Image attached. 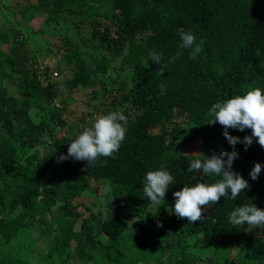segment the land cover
Wrapping results in <instances>:
<instances>
[{
  "label": "trees",
  "instance_id": "trees-1",
  "mask_svg": "<svg viewBox=\"0 0 264 264\" xmlns=\"http://www.w3.org/2000/svg\"><path fill=\"white\" fill-rule=\"evenodd\" d=\"M5 8L12 19L0 8V264L45 258L47 264H217L188 252L192 244L181 245L184 240L236 248L243 261L264 264V229L229 222L241 204L264 210V148L255 138L247 150L243 143L235 146L232 170L249 183L235 201L221 197L193 224L173 213V192L218 179L188 172L190 161L198 153L233 151L223 127L207 124L211 105L253 87L264 90V0H19ZM26 28L61 43L62 50L49 55L57 75L46 64L44 83ZM180 30H191L203 51L192 60L185 49L169 63ZM152 50L163 53V76L159 65L146 63ZM120 74L129 75L128 88ZM8 83L17 96L8 93ZM89 89L83 102L89 116L68 121L73 92ZM96 99L100 105L92 103ZM115 110L127 117L128 130L114 158L101 157L91 167L72 158L58 162L97 114ZM228 132L241 140L251 135L250 129ZM45 134L50 144L42 140ZM193 140H200L197 154L182 149ZM255 163L262 170L253 181ZM161 166L175 183L154 206L143 192L144 177ZM94 181L107 185L99 204L78 201L85 191L99 194ZM31 229L40 245L48 242L35 260L3 250Z\"/></svg>",
  "mask_w": 264,
  "mask_h": 264
},
{
  "label": "clouds",
  "instance_id": "clouds-1",
  "mask_svg": "<svg viewBox=\"0 0 264 264\" xmlns=\"http://www.w3.org/2000/svg\"><path fill=\"white\" fill-rule=\"evenodd\" d=\"M181 43L175 56L169 59V63L182 56L183 50L190 49L189 58L195 60L203 51L202 41L197 43L196 37L191 30L179 32ZM159 65L157 75L163 76L161 62L163 53L155 50L149 52L148 61ZM160 94L166 92L165 85H159ZM210 117L207 124L219 123L224 131L223 136L232 146L233 151L221 150L219 155L213 153L210 157H205L202 153L190 161L187 171H198L203 176H215L212 183H207L203 179L193 185H184L180 190L173 192L174 204L173 213L178 218H186L188 224L200 221L204 217V211L211 204H216L221 197L229 198L233 201L249 188V183L239 173L232 170L233 161L238 158L235 151L237 143H243L245 150L253 142V138L264 148V90L260 87H253L243 94H236L231 98L217 101L211 105L207 112ZM127 117L121 110L111 111L107 114L99 115L90 127H85L77 137L69 143L67 156H60L59 161L72 158L78 161H86L87 167L95 165L101 157L114 158L115 153L120 149L127 133ZM236 129L243 132L245 129L251 130V135L244 136L243 140L229 134L228 129ZM42 140L49 141L47 135L42 136ZM39 147V146H38ZM226 157V159H225ZM103 163L104 161H100ZM262 165L255 163L249 175L255 181L261 173ZM143 192L148 200L159 205L164 201L165 194L170 185L175 183L173 175L163 166L156 170L147 171L144 177ZM230 194V195H229ZM229 222L234 225L248 226V231L252 229H264V210L254 204H241L236 206L229 215Z\"/></svg>",
  "mask_w": 264,
  "mask_h": 264
},
{
  "label": "rangeland",
  "instance_id": "rangeland-1",
  "mask_svg": "<svg viewBox=\"0 0 264 264\" xmlns=\"http://www.w3.org/2000/svg\"><path fill=\"white\" fill-rule=\"evenodd\" d=\"M4 1L5 0H0V5L2 4L11 5L12 4L11 0H6V3H4ZM5 12L8 13L10 18L12 19V16L10 14L11 12L9 13V11H7L6 8H5ZM37 21L34 22L33 24L34 26H32L33 29L37 28L38 26ZM24 33L26 37L28 38L29 42H31L29 43L31 45V48L36 49V51L35 50L34 51L37 53V57L41 60H46L48 63L50 64L52 63L53 65L54 63L53 59L49 55L51 54V51L53 49L56 51L60 49L61 43L59 41V37L54 36V35H46V34H44L45 36H42L40 33H33V31L30 28L24 29ZM4 48H5V45H4ZM118 77L123 79V82L126 88L130 86L129 75L126 76L125 74L123 75L120 74L118 75ZM58 82L59 84H61L60 88L63 89L64 95L67 96L68 95L67 90H64L66 88L62 84V78H59ZM5 87L7 88V91L9 94H13L16 96L18 95V90L15 84L8 83L5 85ZM90 92H91L90 89L89 91L88 90L87 91L77 90L73 92L72 96L74 98V102L72 101L66 107V110H65V118L68 119V121L72 120L74 122H77L82 116L84 115L89 116L86 114H87V111L91 108L83 104V102L89 100V99L87 100V98H88V95L90 96L89 94ZM99 101L101 100L96 99V100H93L92 103L100 105ZM107 101H111V96L107 97ZM97 115H100V114H97ZM90 119L91 118L89 117L87 118L88 121H90ZM82 125L83 124L79 122V127H81ZM199 142L200 140H193L189 142L188 145L186 144L185 146H183L182 149H185V151L187 152L192 151V154H197ZM92 185L96 187V193L97 194L99 193V194L94 195V193L91 191H85L78 198V201L85 203V204L88 203L87 205L89 206L92 205L93 203L99 204L100 194L101 192H104V191L107 192L105 188L107 185L104 181H94L92 182ZM152 209H154V207H152ZM40 236H42V234H40ZM37 240H38V235L36 231L31 229V231L29 230L26 233L18 234L16 237L12 239V241L8 245H6L3 248V250L8 253H12V255L14 256H20L21 258L26 259V261L28 260L27 262L33 261L38 257L40 252L44 251L45 247L48 244L47 240H44L46 244L40 245ZM189 243L192 244V247L189 248L188 252L195 253L197 255L204 257L207 262H209V259H213L215 260L217 264H251L248 261H245V260L243 261V258L237 255L236 248L215 249L213 245L208 241L206 242H200L198 240L180 241L181 245H185ZM230 257H233L232 258L233 262L226 263L227 259ZM240 260H242V262ZM47 262L48 260L45 258L43 261H40L38 264H47Z\"/></svg>",
  "mask_w": 264,
  "mask_h": 264
},
{
  "label": "built area",
  "instance_id": "built-area-1",
  "mask_svg": "<svg viewBox=\"0 0 264 264\" xmlns=\"http://www.w3.org/2000/svg\"><path fill=\"white\" fill-rule=\"evenodd\" d=\"M53 62H54V59H53ZM37 63H38V65L37 66L35 65V67L38 68V73L39 74L42 73V78L41 79H42L43 83L46 81V78H45L44 73H43L44 66L46 64L50 67V72H49L50 75H52L53 77H55L57 75V72L54 70L52 63L50 64L46 60H41V59H38Z\"/></svg>",
  "mask_w": 264,
  "mask_h": 264
},
{
  "label": "crops",
  "instance_id": "crops-1",
  "mask_svg": "<svg viewBox=\"0 0 264 264\" xmlns=\"http://www.w3.org/2000/svg\"><path fill=\"white\" fill-rule=\"evenodd\" d=\"M12 1V4L11 5H15L16 1H19V0H11ZM4 3H6V0L4 1ZM0 8L2 9V11H5V4H2L0 5ZM0 22H3V18L1 17V14H0ZM2 24V23H1ZM5 28V27H4ZM4 45H5V48H4ZM9 47V44H3L1 46V49L3 50H7ZM31 48V45L29 46ZM32 49V48H31Z\"/></svg>",
  "mask_w": 264,
  "mask_h": 264
}]
</instances>
